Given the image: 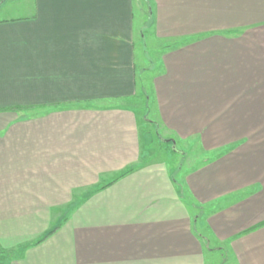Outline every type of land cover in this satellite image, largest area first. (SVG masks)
Returning a JSON list of instances; mask_svg holds the SVG:
<instances>
[{"label": "crops", "instance_id": "crops-1", "mask_svg": "<svg viewBox=\"0 0 264 264\" xmlns=\"http://www.w3.org/2000/svg\"><path fill=\"white\" fill-rule=\"evenodd\" d=\"M136 1L33 0L0 19V252L16 247L0 264H207L200 215L222 263L264 264V0L140 2L173 41L152 77L160 121L208 156L187 201L145 163L125 102Z\"/></svg>", "mask_w": 264, "mask_h": 264}, {"label": "rangeland", "instance_id": "rangeland-1", "mask_svg": "<svg viewBox=\"0 0 264 264\" xmlns=\"http://www.w3.org/2000/svg\"><path fill=\"white\" fill-rule=\"evenodd\" d=\"M140 2L143 3L144 0H138L135 3L136 81L138 88L137 94L125 102L134 105L138 110L145 163L157 164L160 162V164H166L172 178L176 179L182 187L178 186L184 200V196L187 194L183 184L184 175L190 169L207 161L208 156L197 141L176 138L160 121L151 88L152 77L162 65L161 55L166 48L164 45L173 41L165 39L161 33L160 41L157 40L152 19L143 15ZM32 8L33 0H0V19L29 14ZM186 197V201L190 199L188 194ZM194 229L205 236L203 242L206 263L226 264L222 263L224 255L215 251L220 249L219 244L207 231L204 215H200L198 220L194 222ZM15 248H4V251L11 252ZM212 249L215 250L212 252ZM0 260L9 261L11 257H6L4 253H0Z\"/></svg>", "mask_w": 264, "mask_h": 264}, {"label": "trees", "instance_id": "trees-1", "mask_svg": "<svg viewBox=\"0 0 264 264\" xmlns=\"http://www.w3.org/2000/svg\"><path fill=\"white\" fill-rule=\"evenodd\" d=\"M41 241V240H40ZM0 253H4L6 256L8 255V256H12L13 254H14V252L13 251H11V252H4V251H1Z\"/></svg>", "mask_w": 264, "mask_h": 264}]
</instances>
